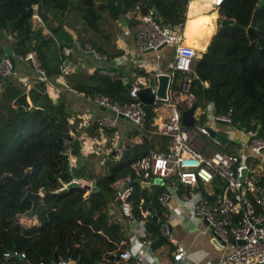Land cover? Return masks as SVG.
<instances>
[{"label":"trees","instance_id":"16d2710c","mask_svg":"<svg viewBox=\"0 0 264 264\" xmlns=\"http://www.w3.org/2000/svg\"><path fill=\"white\" fill-rule=\"evenodd\" d=\"M187 1L0 0V34L5 35L9 29L8 21L17 18L8 36L11 38L12 52H6L0 42V56L7 53L16 58L18 54L35 51L47 76L54 78L60 72L63 58L61 49L69 44L60 39L55 50L49 47L53 37L45 36L41 27L53 25L51 19L56 22L61 16L66 18L69 11L74 9L79 14L83 29L86 30L88 26L95 30L98 29L102 13L96 9V4L104 2L112 19L117 20L124 14L129 16L128 21L133 24L137 14L153 7L159 19L180 27L187 23ZM37 3L48 13L49 19L46 23L39 21L40 26H33L32 16L21 13ZM257 3L258 0H223L219 6V16L233 18L236 22L216 27L207 48L193 62L196 75L192 79L190 91L201 104L198 114L201 123L207 117L205 105L211 103L215 113L222 114L230 110L233 123L239 121L240 128H253L264 136V3L258 13L253 41L246 31ZM67 9L68 12H65ZM192 9L199 13L203 6L195 3ZM209 23V19L204 18L192 25L187 24V42L198 39L200 35L210 36L212 30ZM33 33L38 34L39 41L32 37ZM189 35L192 36L191 39ZM90 42L94 45L92 40ZM94 46L109 56L114 54L99 48V45ZM83 55L85 53L77 48L75 57L82 58ZM66 56H71V50ZM66 76L72 87L91 96L103 93L120 101L127 98L128 83L123 77L116 76L112 79L95 70L86 76L90 79L86 83L79 79L73 81L71 76ZM203 81L208 84L204 85ZM47 87L44 80L36 79L27 88V85L22 86L11 77L0 75V264H18L5 256V252L12 249L24 252V259L31 264H38L40 261L42 264H50L55 249L67 259L75 247L79 249L78 264H94L95 260L103 264H121L117 260L124 246H118V241L124 236L119 231L118 223L108 224L106 220L108 202L113 193L110 183L115 178L128 174L130 163L147 151L142 145L132 144L128 145L131 156L118 161L107 159L104 163L108 164V172L96 175L97 187L85 200L84 186L71 181L73 175L67 153L72 145L68 136L71 130L78 128L79 117L76 114L70 123L65 102L61 98L53 101L47 93ZM23 91L28 92L33 109L13 105L15 97ZM155 106L156 103L145 104L144 129L153 127ZM92 124L90 132H97L96 122ZM136 129L137 132L140 130ZM145 134L147 135L146 132ZM157 137L161 143L157 148L167 149V137L161 134ZM110 141L108 138V143ZM147 145L150 147L155 144L152 142ZM250 160L253 161V157ZM92 166L93 160L89 154L83 158L80 176L92 178L93 174L88 171ZM8 173L15 179L26 175L27 184L32 191H43L42 199L36 205V222L28 224L17 216L29 208L31 202L21 199L25 192L22 182H16L10 191L12 180ZM67 182L66 188L61 190L63 183ZM133 185L130 203L134 215L140 218L142 202L147 205L150 199L152 208H155L157 218L148 216L146 228L151 233L153 247L156 248L168 241L160 231V225L166 221V217L162 213L164 207L157 200V195L164 186L157 185L156 189L148 192L138 182ZM223 185V179L215 177V195L210 198H217ZM192 189L188 185L179 184V193L183 197L189 196Z\"/></svg>","mask_w":264,"mask_h":264},{"label":"built area","instance_id":"2783aa9c","mask_svg":"<svg viewBox=\"0 0 264 264\" xmlns=\"http://www.w3.org/2000/svg\"><path fill=\"white\" fill-rule=\"evenodd\" d=\"M196 1L213 5L216 8L223 2V0ZM189 2L190 0L187 1L186 9ZM35 6H32L31 16L38 20ZM183 28L184 24L178 27L170 21L159 19L153 7L137 14L132 24L135 44L140 52L149 48L157 50V46L161 43L173 47L170 67L168 71H165L170 75L168 98L165 100L167 114L157 123L154 130V132L166 136L168 144L167 149L149 148L145 154L130 163L128 174L117 177L110 183L113 190L112 200L118 204L121 215L126 218V225L120 224L119 231L121 233L125 230L130 232L128 236L118 241V246H124L120 250L118 258L124 261V264H164L155 259L153 238L146 228L145 223L148 216L151 215L150 210L143 211L141 208L142 216L139 218L134 215L130 203V196L134 189L133 176L150 182L153 177L159 176L165 178V181L164 189L157 195L158 202L161 205H166L170 200H174L180 205L190 207L199 217L206 218L212 225L211 231L222 242L220 246L229 248V252L223 260L228 261L229 264H264V210L261 209L264 206V184L259 182L257 174L249 165L251 157L264 151V136L258 134L257 130L253 128H240L239 121L233 123L230 110L222 114L215 113L211 103L205 105L206 118L210 122L222 119L226 123L234 124L245 138L248 152L210 150V142L218 140L209 135L206 128V126H210L209 124L196 125L195 121L194 125L187 126L182 123L183 109L189 107L193 102L194 95L190 91L192 79L196 75L193 62L199 55L197 47L192 42H186ZM65 51L69 52L68 49ZM82 51L93 54L97 60L108 61L110 59L107 53L96 49L91 43H86ZM17 57L21 60L28 59L39 70V79L46 80L45 70L35 51L18 54ZM125 59L123 55L113 57L116 62H123ZM68 69L66 63L63 70L67 71ZM13 73L10 56L3 53L0 56V75L9 77ZM154 74L156 73L151 70L135 72L128 86L127 98L124 101L108 94L94 95L93 99L98 106L108 110L110 114L103 113L92 121V123L96 122L98 130L94 137L90 138L83 134L77 136L81 149L94 151L93 141L105 139L103 130L114 128L117 120L123 115L127 116L128 120L141 131L144 129L145 104L147 103L139 97L138 91L149 90L154 94L152 103L161 102L156 98L158 82L153 79ZM203 84L207 85L208 83L203 81ZM79 117L80 120L82 119L80 126L93 120L88 114ZM71 120L73 121V119ZM105 141H107V137ZM115 143L116 141H112L111 144L115 145ZM134 143L137 144L138 140L135 139ZM117 149L120 151V148ZM68 155L69 165L74 164L75 156L70 153ZM217 176L223 179L224 185L217 198L212 199L210 197L214 195V191L211 189V185ZM71 181L81 186L89 185L84 197L96 189L95 179L88 180L82 176H73ZM67 184L68 182L63 183V186ZM179 184L196 186V190L192 189L189 196L181 197ZM39 192L43 195L42 190ZM20 220L25 222L22 218ZM106 220L108 224L114 223L110 216H107ZM160 231L174 245L172 261L176 263L188 262L190 260L189 250L173 235L167 220L161 223ZM10 255L25 257L24 252H19L16 249L5 252V256ZM52 262L54 261L52 260ZM64 262V258H59V263ZM38 264H42V262L40 261ZM213 264H220V260Z\"/></svg>","mask_w":264,"mask_h":264},{"label":"crops","instance_id":"0c3cea01","mask_svg":"<svg viewBox=\"0 0 264 264\" xmlns=\"http://www.w3.org/2000/svg\"><path fill=\"white\" fill-rule=\"evenodd\" d=\"M211 9L213 10L208 15L209 16H212L213 14L215 15V17L209 23V26L212 30L211 35L208 37H206L205 35H200L198 39L192 41V43L197 47L198 50L197 52L199 53L198 57L201 56L202 52L207 48L208 43L216 30V27L219 24H221L222 17L219 16V7L214 8L213 6H211ZM188 10H189V4L187 9H185V15H186L185 17H187V23H185V35H186L187 24L192 25V23H194L193 20L191 22L190 19L204 17V15L202 14L203 12L197 13L192 8H191L192 13L189 16L187 14ZM125 16L129 20V16L128 15ZM117 22L120 23V25L118 26V29L120 30V34L118 35V41L116 40L115 43H112L113 44L112 46L108 45L110 43L109 40L111 39H109L108 32L105 33L106 36L104 35V30L101 25H99L98 29H95V32L92 33V37L98 39V42H100L102 45H105L107 43L106 46L111 49L110 52L114 53L112 56H110V59L108 61L99 60L96 61V64H93L92 61L89 59L91 55L90 53H85V55H83L82 58H76L75 52L78 48L77 46L71 49V56H66L67 52L65 51V49L69 50V46L65 45L61 49L63 58L60 63V72L54 78L48 77L45 72L46 80L44 81H49L50 83L49 89H47V93L53 101H58L61 98L65 102L66 106H69V109L71 110V113L68 111L70 115L69 117L70 123L73 122L71 119L74 120V116H76V114L78 115V117L84 114H88V116H90L93 119L88 121L86 125L80 126V122L82 121V119L80 120L79 117V123H78V128L76 129V133L73 130H71L72 132L69 133V136L70 135L73 136V140H78L77 136H81L82 134L90 138L92 136L94 137V135L98 133V130L97 132L95 131L94 133L90 132L93 126L92 121H94V119H96L99 115L103 113L110 114V112L108 110H105L103 107L98 106V104L93 99L94 97L93 95L91 96L89 94H86L82 90H77L76 88L72 87L68 83L66 75L71 76L73 81L74 79L75 80L79 79L80 82L82 81L89 83L90 79H88L86 76L92 74L95 70H98L99 74L109 75L110 78L112 79L115 78L116 76L123 77L124 81L127 82L129 86V83L135 72L151 70L154 73H158L161 71H166V70L168 71L170 67V61L173 56V47L171 45H165L157 50H149V51L146 50L140 52L135 44V36L132 31V24L122 23L119 21V19H117ZM64 25L65 28L72 33L74 38L78 35L77 33H73L72 29L70 28L71 26H74L73 24L65 23V17H64ZM119 55L125 56L126 59L123 62H125V64H128L123 69V72L121 70L117 71V68L114 66V63L117 62L113 60V57ZM70 58H72V60ZM20 61L24 62L25 60H20ZM66 63L69 69L67 71H64L63 68ZM68 63H71V65H68ZM15 66H16V61H15ZM24 66L26 67V69L29 68L28 65L27 66L24 65ZM25 74L22 76L26 77L25 83L27 84V86L33 84L36 79H39V74H37L35 71L34 72L26 71ZM82 74L84 75L83 79H80V75ZM10 77L12 78L15 77V73ZM15 82L19 84L23 83L22 80L21 81L15 80ZM197 108L194 112L196 120L201 110L200 103L198 104ZM154 111H155V115L152 121V125H153L152 128L143 129L142 131L139 130L137 132L136 128L138 127L135 124H133L130 120H127L124 117H120L117 120L116 126L114 128L112 129L105 128L103 130L102 133L104 134L105 139L107 137V141H105L104 138L97 142L93 141L95 147L94 151L81 149L83 156H87L89 154H91V157L94 156L93 166L91 167L93 171V173L91 172L93 174V177L90 179H95L96 175L102 174V167L104 166L105 164L104 162L108 158L115 161H118L120 158H122L123 148H126L128 150L126 156H131L132 154L130 153V148L128 145L136 144L134 143L135 139L138 140L137 145H142L144 146V148L146 146L149 147V145L147 144H150L152 142L155 145L154 146L150 145L149 148L152 147L157 148L161 145V143H159V138L157 137L159 133L154 132V130L156 128L157 123L160 122L163 118H165L167 114V106L165 101L156 104V106L154 107ZM211 122L213 124L210 125L211 127L223 133L219 129L216 123L227 124L226 122H218V121H211ZM88 126H91V128L87 132L86 128ZM131 131H133L134 135H131ZM237 131L238 133L234 132V135L229 134V136L223 133L226 137L224 142L215 141V140L211 141L209 144V149L221 150L224 152L225 151L228 152L226 149H229L231 150V152H235V153L242 151L248 152V147L246 145L245 138L241 135L240 130L237 129ZM145 132L147 133V135L145 134ZM108 138H110L111 143L112 141H116L115 145L108 143ZM117 148H120V151ZM112 150H115V154H111ZM108 153H110L109 156ZM253 159L255 160V161L253 160L254 161L253 167L256 168L257 166L259 168V172H257L255 169L256 171L255 173L259 178V182L264 184V151L254 155ZM107 172L108 171L104 172V174ZM261 180L263 182H261ZM157 185L163 186V184H159L157 182H151L149 185L143 184L141 186L146 187L148 192H152L154 189L157 188ZM95 187H97V185ZM211 189L214 191L213 184L211 185ZM89 194L84 197L85 200L88 199ZM151 202L152 200L150 199L147 203V206L153 207L151 205ZM162 206L164 207L162 213L166 217V220L169 225V229L171 230L173 235L177 238V240L188 248L190 254V260L188 262L185 261L182 263H176L172 261V251L174 249V245L171 242L167 241L166 243H162L158 247L154 248V256L157 261H161L164 264H213L220 260V264H229L228 261L223 260V258L229 252V248L216 245L212 242L211 240L212 238L206 230V224L204 223L202 217H199L197 214H195L190 207L180 205L178 204V202L174 200H170L166 205H162ZM261 209L264 210V206H262ZM106 212H107V216H110L114 220V222L118 223L119 225L120 224L126 225V218H124L121 215L120 210L118 209V204L112 200V197L111 200H109L108 202V208ZM99 231L103 232L101 230ZM129 233L130 232L128 230H125L122 234L124 237H126L128 236ZM55 251H57L58 257L63 259L60 252L57 249H55ZM71 255L72 252L67 259L64 258L65 260L64 263H58V264H69L70 261L72 260ZM78 257H79V249H78ZM78 257L75 260L76 262L75 264H78ZM52 260H53V256H52ZM52 260L49 261L50 264L52 263L55 264L54 262H52ZM117 261H118L117 263L124 264V261L120 259H118Z\"/></svg>","mask_w":264,"mask_h":264},{"label":"water","instance_id":"95a60500","mask_svg":"<svg viewBox=\"0 0 264 264\" xmlns=\"http://www.w3.org/2000/svg\"><path fill=\"white\" fill-rule=\"evenodd\" d=\"M151 1H153V0H151ZM263 3H264V0H258L257 6L253 10L250 23L246 27V31H247L248 37H249V39L251 41L254 40L257 17H258V13H259L260 7L262 6ZM105 7H106V3H104V2H99V3L96 4V9L98 11L102 10ZM35 9H36V12L38 14V20L40 22H42V23H46L47 20L49 19V15H48V13L46 11L41 9V4L37 3L36 6H35ZM65 12H68V9ZM123 13H124V10H123ZM31 14H32V6H30L27 11L21 13V15H31ZM119 20H120V22L125 23V24L129 23L128 22V18L125 15H121L119 17ZM16 21H17V18L8 21L9 29L5 33L6 36L10 35L11 28H12L13 24ZM232 22H236V21L233 18H226V17H223L221 19V25H226V24H229V23H232ZM46 27H47V29L49 31L56 33L59 36V38L64 43L69 44V51L72 48L76 47V45L74 43H72V41L74 39L72 33L65 28L64 16H61L57 20L56 24H53V25H47L46 24ZM32 37L36 38L38 41L40 40V38H39L37 33H33ZM165 45H166L165 43H161L160 45L157 46V49H160V48H162ZM149 50H154V49L153 48L147 49V51H149ZM10 59H11L12 67L15 68V58H14V56L10 55ZM153 79H156L157 82H158L157 89H156V98L159 101L167 100V98H168V89H169V86H170V75L167 72H165V71H161V72H158V73L154 74L153 75ZM138 95L147 104L148 103H152L154 101V94L151 93L149 90L148 91L139 90L138 91ZM13 105L14 106L21 105V106H23L24 108H27V109H33L34 108V106L32 105V102L29 99V95H28L27 91H23L19 95H17L15 97V99L13 100ZM197 106H198V100L194 97L192 104L189 107L183 109L181 118H182V123L184 125H187V126L194 125V123L196 121L194 112H195ZM65 109L71 113V110L69 109V106H66ZM123 117L126 118L127 120L129 119L125 115H123ZM217 121L218 122H225V120H222V119H217ZM90 128H91V126H88L86 128V131L88 132ZM206 128H207L208 133H209L210 136L214 137L218 141L224 142L226 137H225V135L223 133L215 130L211 126H206ZM73 131L76 133V129H74ZM81 133H82V131H81ZM68 137H69V140L72 141V147L68 150V153H70V154L75 156L74 164L70 165V172H71V174L73 176L77 177V176H80V167L82 165L83 158L86 157V156H83V153H82V150H81V147H80V144H79L78 140H73V136L72 135H70ZM145 149L147 151L149 149V147L146 146ZM127 152H128V150L126 148H123L122 158H126ZM111 154H115V150H112ZM7 175L12 180V186L10 188V191L13 189L14 185L16 184V182H22L25 185V192H24V194H23L21 199L22 200H29L31 202L30 203V207L27 208L25 211H23L21 213H18L17 216L19 218H22L25 222H32V223L36 222L37 221V218H36V205L42 199V195L40 194L39 191H32L30 189V186L27 184V181H26V175H24L23 178H21V179H15L9 173ZM133 181L134 182H138L141 185H143V184L149 185L151 182H157L159 184H163L164 181H165V178L159 177V176H155V177L152 178V180L150 182L148 180H143V179H141L139 177L133 176ZM65 188H66V186H63L61 188V190L65 189ZM84 188L85 189L89 188V185L85 184ZM94 189H95V187H94ZM193 190H196V186H193ZM141 207H142L143 211L146 210V209L150 210L151 216L154 219L157 218V216L155 214V210L151 206H147L145 203L142 202ZM203 221H204L205 224H207L206 230L209 232V235L212 238L211 239L212 242L214 244H216V245H221L222 242L219 240V237L217 235H214L213 231H211L212 225L208 223V220L206 218H203ZM77 257H78V248L75 247L73 249V251H72V255H71V259L72 260L70 261L69 264H75L76 263L75 260L77 259ZM8 258H10L12 260H15L18 264H31L27 260H25L24 258H22V257H20L18 255H10V256H8ZM53 260H54V262L56 264L59 263V257L57 255V251H54V253H53ZM94 264H100V263H99V261L95 260Z\"/></svg>","mask_w":264,"mask_h":264},{"label":"rangeland","instance_id":"374dc122","mask_svg":"<svg viewBox=\"0 0 264 264\" xmlns=\"http://www.w3.org/2000/svg\"><path fill=\"white\" fill-rule=\"evenodd\" d=\"M191 8H192V6L189 8V13L190 14L192 13ZM100 11H102V13H101V18H100L98 24L103 27L104 35H105V33L108 32L109 39H111V40H109L110 43L108 45L112 46L113 45L112 43H115L116 40L118 41V35L120 34V30L118 29V26L120 25V23L117 22L116 19H112L109 10L106 7L103 8L102 10H100ZM190 20L192 22V19H190ZM190 20H189V22H190ZM32 21H33V26L34 25L35 26H40L39 20H36L34 17H32ZM50 22L51 23H55V20L51 19ZM65 23L73 24L74 26L70 27L72 29V32L73 33H78L79 36L77 35L73 39L72 43H74L78 47L79 51H82L81 49H83L85 44L86 43H90L91 40H92V42H94V45H97V46L99 45L98 46L99 48L105 49L106 51H110L111 50L109 47L106 46L107 43L105 45H102L100 42H98V39L92 37V33L95 32V30L91 29L88 26H87L86 30L83 29V24L80 21L79 14L74 9H71L69 11V13L67 14V17L65 18ZM41 28H42L41 30H43V34L45 36H52L53 37V41L51 42L49 47L51 49L55 50L57 48V45L60 43L59 42L60 41L59 36L56 33L49 31L47 29L46 25L42 26ZM191 37L192 36L189 35L190 39H191ZM88 38L90 39L89 41H88ZM10 41H11L10 37L0 34V42L3 45L5 51L8 52V53L12 52V49H11V46H10L11 45ZM44 50H45V48H44ZM18 59L19 58L16 56V58H15L16 66L14 68L15 77H13V78L11 77V78L13 80H19V81L22 80L23 83H21L20 85L24 86V85H26L25 84L26 77H24L22 75H24L26 73V71L27 72H32V71L34 72L35 71L37 74H40V72H39V70H37V68H35L31 64V62L28 59L25 60L24 62L20 61L21 59L20 60H18ZM70 59L72 60V58H70ZM89 59L92 61L93 64H96V61H99V60L94 58L93 54L90 55ZM24 65H26V66L28 65L29 68L26 69V67ZM68 65H71V63H68ZM126 65H128V64H125V62H123V63H120V62L119 63L118 62L114 63V66L117 68V71L121 70L122 72H123V69L125 68ZM83 76L84 75H80V79H83ZM46 83L48 85L47 88L49 89L50 83L48 81H46ZM161 102H163V101H161ZM199 117L200 116L198 115L197 120H196V125H199L201 123V118H199ZM204 124L213 125L212 122H210L207 118H206V120H204ZM216 124L219 127V129L227 136H229V134L234 135V132L238 133L237 128L235 127L234 124L233 125H231L229 123H227V124H225V123H216ZM131 135H134L133 131H131ZM204 137H206V136H204ZM93 158H94V156H92V160H94ZM254 161H251L249 163V165H250V167L253 168V171H255V169H256V171L259 172V168L257 166H256V168L253 167L254 166ZM88 171H91L93 173L92 169L91 170L89 169ZM106 171H108V164H105L102 167V174L104 172H106ZM174 181H176V180L174 179Z\"/></svg>","mask_w":264,"mask_h":264},{"label":"bare ground","instance_id":"6f19581e","mask_svg":"<svg viewBox=\"0 0 264 264\" xmlns=\"http://www.w3.org/2000/svg\"><path fill=\"white\" fill-rule=\"evenodd\" d=\"M191 2L189 3V8L192 6V5H194L195 3H200V4H202V6H203V9L200 11V12H203L202 14L204 15V17H201V18H193L192 20H193V22L194 23H197V22H199L201 19H204V18H208L209 19V21L211 22L212 21V19L215 17V16H209L208 14L210 13V12H212V10L213 9H211V6H213V5H210V4H207V3H201V2H198V1H196V0H190ZM214 8H216L215 6H213ZM199 12V13H200ZM187 14L190 16V13H189V10H188V12H187ZM207 15V16H206ZM186 29H187V26H186ZM184 33H185V24H184ZM186 37H187V33H186V35H185ZM186 42H187V38H186ZM198 53V52H197Z\"/></svg>","mask_w":264,"mask_h":264},{"label":"clouds","instance_id":"9594fccd","mask_svg":"<svg viewBox=\"0 0 264 264\" xmlns=\"http://www.w3.org/2000/svg\"><path fill=\"white\" fill-rule=\"evenodd\" d=\"M9 55V54H8ZM10 56V55H9ZM14 69V68H13ZM14 74V73H13ZM10 77V76H9ZM26 84V83H25ZM27 85V84H26ZM29 86H27V88H28ZM30 99V98H29ZM18 106H21V105H18Z\"/></svg>","mask_w":264,"mask_h":264},{"label":"flooded vegetation","instance_id":"af4514ba","mask_svg":"<svg viewBox=\"0 0 264 264\" xmlns=\"http://www.w3.org/2000/svg\"><path fill=\"white\" fill-rule=\"evenodd\" d=\"M57 22V21H56ZM56 22L54 24H56Z\"/></svg>","mask_w":264,"mask_h":264}]
</instances>
